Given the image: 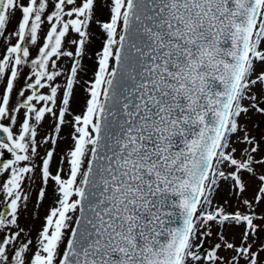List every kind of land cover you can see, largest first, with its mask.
Instances as JSON below:
<instances>
[{"label":"snow or ice","instance_id":"snow-or-ice-1","mask_svg":"<svg viewBox=\"0 0 264 264\" xmlns=\"http://www.w3.org/2000/svg\"><path fill=\"white\" fill-rule=\"evenodd\" d=\"M97 3L0 0V264H264V0Z\"/></svg>","mask_w":264,"mask_h":264},{"label":"rangeland","instance_id":"rangeland-1","mask_svg":"<svg viewBox=\"0 0 264 264\" xmlns=\"http://www.w3.org/2000/svg\"><path fill=\"white\" fill-rule=\"evenodd\" d=\"M104 3L105 0H98L97 3V15L101 18V19H107V9L104 7ZM17 15H19L17 13ZM13 25H9V27L11 28ZM95 31L99 32V29H95ZM101 46V40L97 39L94 44L92 45V49L93 50H98ZM85 64L87 66L88 69V73L87 76L84 77V79H88L91 77L92 75V71L95 68V56H91L90 59H85ZM84 100H85V92L83 91L82 88L78 87L76 89V95H75V99L73 101V108L76 110H80L84 104ZM261 130H264V124L261 125ZM70 129L65 128L64 129V133L66 134L67 132H69ZM70 144V139L66 140L64 142L61 143L60 145V150L63 151L68 145ZM38 185L39 182H37V187L34 188L33 190V196H32V200L31 202L28 204V208L26 213L24 214V217H22V223L26 222V223H35L36 227L38 228L40 226V224L42 223V218L44 217V215L46 214V211L48 209L49 204L52 201V192H51V188H49L48 191V198L39 206L36 207V197H35V192L38 190ZM223 195H227V193H224ZM37 213L38 216L40 217V219H36L33 220V213ZM26 218V219H25ZM261 237L264 238V233H261Z\"/></svg>","mask_w":264,"mask_h":264}]
</instances>
